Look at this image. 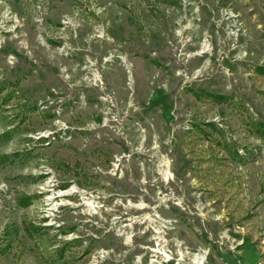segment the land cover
Masks as SVG:
<instances>
[{
	"label": "rangeland",
	"instance_id": "374dc122",
	"mask_svg": "<svg viewBox=\"0 0 264 264\" xmlns=\"http://www.w3.org/2000/svg\"><path fill=\"white\" fill-rule=\"evenodd\" d=\"M260 66L264 0H0V264H264Z\"/></svg>",
	"mask_w": 264,
	"mask_h": 264
},
{
	"label": "trees",
	"instance_id": "16d2710c",
	"mask_svg": "<svg viewBox=\"0 0 264 264\" xmlns=\"http://www.w3.org/2000/svg\"><path fill=\"white\" fill-rule=\"evenodd\" d=\"M257 70L264 75V66H260L257 68ZM213 96V95H211ZM216 99H223L225 98L224 96H214ZM211 126H214V124H211ZM261 126H264V125H261ZM34 229V232L37 233L38 232V228L35 227L33 228ZM115 240H116V236L114 235V240L112 241V243L110 245H108L106 247V249H114L115 251L117 252H121V249L123 248V244L122 243H115ZM80 244L81 246H83V240H81L80 238H75L71 241H63L62 242V245L60 247H57L54 251L55 255L52 256V259L50 261V264H71V262L69 261L70 259V255H71V258L72 256L75 257V255H72L74 253H70L69 251V248L72 246V245H78ZM93 252V249H92V245H89L88 247H86L81 255L84 256V255H88V254H91ZM68 253H70V255H68Z\"/></svg>",
	"mask_w": 264,
	"mask_h": 264
}]
</instances>
